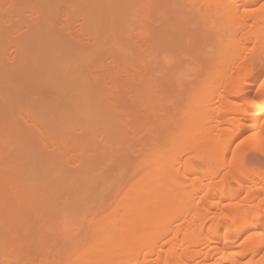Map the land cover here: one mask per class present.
I'll return each mask as SVG.
<instances>
[{"label":"rangeland","instance_id":"374dc122","mask_svg":"<svg viewBox=\"0 0 264 264\" xmlns=\"http://www.w3.org/2000/svg\"><path fill=\"white\" fill-rule=\"evenodd\" d=\"M73 3L75 2L67 0L63 3L64 5L59 4L56 7L58 8L57 14L63 13V15H61L62 18L59 15L60 19L57 15V20H55L53 12L56 9L54 6L55 10L53 7L50 8L52 3L46 5L45 0H0V83L2 84V80H5V75L4 77L1 76L5 73V69L9 70V75L8 73L6 75L10 77L9 81H11L8 83V80H5L7 83L3 82V84L5 83L3 86L0 84V96L2 95L1 98H3V101L0 100V205L2 203L1 207L6 206L3 208L4 210L0 209V211L15 210V206L18 208L19 204L21 205L19 210H21L23 206L20 213L16 211L19 215L17 222H10L9 225L6 223L5 232L0 228L3 230L2 232L0 230V237L5 234L6 237L9 236L7 234H13L14 246L19 250L23 262H33V264L39 258L37 246L41 243L50 248L52 253L45 252L46 248L44 247L40 250L41 253L43 251L40 257L45 258V256L50 255L48 258L54 257L55 259L57 253L59 254L57 257L60 258L64 248L72 242L85 241L83 240L84 225L87 221L85 220V213H82V210L78 211L80 208L75 211L76 213L51 215L44 223L39 221L38 217L36 218L33 208L34 205L36 207L38 202L36 199L39 195L43 197V194L51 191V188L53 190L51 186H43L45 180H51L54 187H56L55 184L64 179V176L69 177L74 174L75 177L72 176V179L78 177L80 181L83 180L84 176L80 165L81 160L87 155L86 145L92 143V146L98 150L94 167V175L98 180L97 198L104 201L105 205H108L107 209H109L99 216V219H102L110 213L112 206L110 203L114 201L115 197L120 193L117 197L121 199L140 178V165L146 158L145 155L149 154L147 151L150 152L147 148L157 146L161 149H169L172 136L183 128L186 121L196 120L205 106L213 105L215 109H228L232 101L225 97L218 103V96L227 95L223 86L229 79L230 72L223 65L206 59V51L203 52L204 50L201 49L202 44L199 43L201 44L200 47L199 44L195 43L197 38L194 39L195 45L193 44L188 49L193 48L199 51L198 47H200V55L202 54L205 59L201 56L198 57V53H195L194 56L197 55L194 59L196 63L190 64L184 54L188 49L183 47L164 59L165 66L150 65L147 69L145 68V60H148L145 57L147 51L145 50V0H129L126 3L125 8L129 6L128 15L130 10V15L132 14L133 9H135L133 7H138L141 10V12L139 11L140 14L136 8L135 15L138 13L136 18L134 15H132L133 18H131L132 16L120 18L115 12L113 14L115 16L105 18L106 20L98 18L99 24L96 21L92 23L95 18H90V16L96 13H91V15L87 8V16L83 2H81L82 8L79 7L80 2H76V6ZM84 7L87 6L84 5ZM60 8L61 12L59 11ZM36 11L37 13H35ZM64 14L66 17H70H68L70 21L66 22L69 19ZM69 23L73 25L71 26ZM95 23L96 25H94ZM51 24H53V30ZM107 24L109 25L107 26ZM68 25L69 27H67ZM110 25H114V28L119 30V35L115 34L113 35L114 38L111 37V39L105 38L107 40L103 43L102 39L104 38L102 36L105 29L109 28ZM41 27H43V31L39 29ZM61 29L62 31H59ZM48 30L49 32H47ZM40 32H47V36L53 32V34L51 33L52 38L58 36L59 39L60 36L61 42L67 38L68 40L71 39L69 41L73 42V46L74 43L77 45L74 46L75 49H82V46L85 48H83L84 51L82 50L84 53L91 50L90 56H86L87 53H85L86 59L84 58L85 61L83 59V62L81 59L80 64L79 61L77 62V58H74L76 63L71 57L69 61L76 63L74 64L76 67L77 64L78 66L83 64V67L80 69L78 67V70L73 68L74 71L72 67L64 66L65 62L63 65L57 62V64H51L50 62L52 66H47L48 60H44V56L42 57L45 50L41 53L40 50L42 48L41 43L45 44L46 42L48 44L49 39L43 33L39 34ZM62 33H64L63 38L67 37L64 40L61 38ZM40 35L42 40L39 39ZM96 35H99V38L95 37ZM109 39L111 43L108 42ZM42 46L44 45L42 44ZM94 46L95 51L93 50ZM224 46L225 44L222 43L220 50ZM72 50L78 53L76 50ZM255 50L254 39L249 38L241 46V53L239 54L243 62L253 66V71H257L261 67L259 54H256ZM38 51L40 55L42 54L41 56L38 55ZM195 51L197 52V50ZM34 53L38 57L32 56ZM75 53L72 54L75 56ZM177 55H181L188 63L178 66V63H174ZM225 56L227 57V54ZM27 57L33 60L36 67L32 66L31 61L32 69L29 64L30 60L28 63L23 62ZM35 62L37 63L35 64ZM44 63L46 67H41ZM25 64L31 67L28 66L32 75L28 73L29 70L25 67L28 70L27 74L31 78L33 75L35 79L38 78V86L35 83L37 81L33 78L30 79V77L31 82H33L32 80L35 81L31 84L28 80L30 83L26 84L25 75L27 78L28 75H24L25 72L22 70ZM40 64L41 66H39ZM13 67L15 70L19 67L22 70L21 72L20 70L19 72L16 71L18 78L14 76L15 72L12 73L13 75L10 73L13 72ZM43 69L46 71L42 72L49 74V80L57 77V71L64 74L65 69H71L73 72L66 70L65 74L69 72L70 80L65 79L67 83L62 79L64 84L61 83L59 90L57 88L54 90V84L48 85L50 83L47 82L48 79L47 81L45 79L44 87L39 86V76ZM18 73L22 74V77ZM51 74L52 77L53 75L56 77L52 78ZM40 77L42 79V75ZM60 79L58 80L59 83L61 82ZM41 81L43 82V80ZM263 81L264 75L257 82L253 91H256ZM51 83L56 84V82ZM63 85L68 90L61 91ZM67 85L69 86L67 87ZM4 86L5 88H2ZM24 86L25 89H23ZM30 87L31 90H29ZM102 97L105 102H103ZM49 102L52 106L49 105ZM14 109L17 114L14 113ZM19 113H22L23 116ZM245 123L250 126L249 129L232 142L229 152L222 159L212 161L210 164V167L220 169L219 176L215 178V181H221L225 176L224 183L225 185L229 183L232 190L238 189V186L227 174H229L230 168L241 159L245 161L251 172L261 174V178L264 179V155L260 152L259 147L255 146V141L258 140L261 132L264 133V116L262 115L257 122L248 121ZM211 126L213 127L212 131L199 132L190 139L195 138L201 141L208 136L223 139L227 138L237 128V124L231 121L219 125L216 119L211 122ZM85 135L91 136V139L88 138V143L86 142L88 136L85 138ZM183 148L181 146L180 150ZM261 150L264 151V142L261 145ZM182 159L189 160L198 170L205 168V164L196 159L193 152L184 154ZM32 162L35 165L30 166ZM184 168L181 166L179 173H182ZM74 170L75 172L78 170V172L75 174ZM79 172L82 173L81 179ZM123 186L124 190L121 191ZM243 196L244 194H242ZM230 203L227 202V205ZM72 237L75 238L72 240Z\"/></svg>","mask_w":264,"mask_h":264},{"label":"bare ground","instance_id":"6f19581e","mask_svg":"<svg viewBox=\"0 0 264 264\" xmlns=\"http://www.w3.org/2000/svg\"><path fill=\"white\" fill-rule=\"evenodd\" d=\"M65 1L67 0H45L46 5L47 3H52L51 9L53 6L55 7L56 11H54L53 7L55 20H57V15L59 19L63 15V13L57 14L58 8L56 7L59 4L64 5ZM71 1L75 3L83 2L87 6L84 7L83 5V8H86V14L87 8L90 14L96 13L91 14L92 16L89 15L90 18H95L92 23L95 21L98 23V18L105 19L115 16L113 15L115 12L120 18H127V16L130 18L132 15L136 18L138 15V13L135 15L136 11L141 12L138 7H133L135 9L132 8V14L130 15L131 10L129 9L128 15L129 6L125 7L129 0ZM75 3L73 4L75 5ZM80 3L79 7L81 6L82 8V3L81 5ZM136 8L138 9L136 10ZM30 11L32 10L30 9ZM59 11L61 12V8ZM110 20L112 21V19ZM68 21L70 19L66 22ZM43 23L42 26H44ZM55 23L57 24V21ZM52 25L51 28L53 30ZM69 25L71 24L69 23ZM42 28L39 29L43 31ZM59 31H62V29ZM118 31L114 28V25L106 28L102 36L104 38L102 39L103 43L107 40L105 38L111 39V37L114 38L113 35H119ZM47 32H42L45 37ZM84 32L86 31L84 30ZM42 33L40 32L39 34ZM51 33L53 34V32ZM51 33L50 35L48 33L51 37L47 36L49 39L48 44L46 42L45 44L41 43L40 53L45 50V53L41 54L42 57L44 56L43 59L48 60L49 64L50 62L51 64L57 62L63 65L65 62L64 66H70L72 70L73 68L78 70V67L79 69L83 67V64L82 66L77 64V67L74 64L78 61L80 64L81 59L83 62V59L89 55L91 50L89 52L85 51L86 55L83 52L85 48L81 46L82 49H75L76 43H74V46L76 45L74 47L73 42L69 41L71 39L68 40L66 36L67 39L63 38L64 33L61 34V38L69 42L66 40L61 42L62 40H59L60 36L59 39L55 35V38H52L53 35ZM98 36L96 35L95 37L99 38ZM41 37L40 35L39 39ZM79 37L81 38V36ZM195 38H197L196 42ZM249 38L254 39L256 48L254 52L259 54L258 56L260 57L261 67L257 71H253V66L243 62L239 56L241 46ZM110 39L108 42H110ZM194 42L202 44L203 48L201 44L199 46L204 50L203 52L206 51V55H204L206 59L208 58L207 60L215 61L218 65H223L225 69H229L230 77L223 86L227 95L218 96L217 99H219L218 103H220L223 98H230L232 100L230 107L228 109H215L213 105L205 106L196 120L186 121L183 128L172 136L169 149H161L157 146H151L152 150L150 149L151 147L147 148L150 152L147 151L149 154L145 155L146 158L140 165V178L121 199L117 197L120 193L115 197L114 201L110 203V206H113L110 208V213L102 219H99V216L109 209H107L108 205H105L104 201H100L97 198L98 180L94 175V167L98 150L92 146V143H90L91 146L90 144L86 145L87 155L81 160L82 163L80 165L84 176L83 180L81 179L82 173L79 172L81 181L78 177L77 179H72V176L75 177L74 174H70L72 176L69 177L64 176V179L55 184L56 187L52 185L51 180L43 181V186H51L53 190L51 188V191L43 194V197L41 195L37 196L36 201L38 202L36 207L34 205L33 208L35 209L33 211H35L36 218L38 217L37 219L43 223L51 215L74 213L80 208L78 211L82 210L81 212L85 213V220L87 221L84 225L83 240L85 241L72 242L68 247L66 246L63 250V256L60 255L59 258L57 253L55 258L57 260L54 257L52 259L48 258L50 255L41 258L43 251L41 253L40 250L45 247V244L41 243L40 245H43V247H40L38 243L39 258L34 264H264V179L261 178V174L251 172L245 161L241 159L235 166L230 168L229 174H227L238 186V189L232 190L229 183L225 185V176L221 181H215V178L219 176L220 169L210 167L212 161L222 159L229 152L232 142L245 130L249 129L250 126L245 122H257L262 115L264 116V81L256 91H253L257 82L264 75V0H145V50H147L145 57L148 59L145 60L146 69L150 65L165 66L164 59L166 57L176 53L183 47L191 48ZM222 43L225 46L220 50ZM203 44L205 45L203 46ZM200 47H198L199 51L195 49L197 52L192 48L184 53L190 64L196 63L194 59L197 55L205 59L202 54L200 55ZM72 49L78 53L73 52ZM93 50L95 51V46ZM70 52L75 53V56ZM37 53L40 55L39 51ZM195 53L198 54L194 56ZM35 54H32V56L38 57ZM27 58V62L24 60V63H28L30 60V58ZM70 58L72 60L77 58V62L74 60L76 63L70 60L74 67L69 61ZM59 60L64 61L60 62ZM31 61L32 66H35L33 60H30V66ZM201 61L203 60L201 59ZM174 63H178L179 66L188 62L181 55H177ZM49 64L47 66H52ZM28 66V64H25L22 68L25 72L24 75L29 70L30 66ZM43 66L46 67L45 63L41 67ZM58 66L60 67L61 65ZM45 69L41 70V72L46 71ZM5 70V73L3 71L1 76L4 77L5 75L4 78L9 83L11 82L9 81L10 77L6 75L7 73L9 75V70ZM19 70L20 67L16 70L13 67V72L10 73L14 74L15 72L14 76L18 78L16 74ZM66 70L68 69L63 71L64 74H61V70V73L57 71L58 78L53 75V77L57 78L53 80L51 78L49 80L50 76L47 72H42L40 74L42 79L39 76V86L44 87L45 84L43 83L48 79L47 82H50L48 85L54 84V90L56 88L59 90L61 83L64 84L62 79L64 81L69 79L70 74L69 72L65 74ZM30 71L28 73L32 75ZM19 76L22 77V74H19ZM29 77L30 79H35L34 75L32 78L30 75H28V78L25 75L26 84L31 82ZM37 79H35L37 81L35 83L38 86ZM59 79L61 80L60 83L58 82ZM5 80H2V84L0 83L1 86L7 83ZM35 80L32 81L34 82ZM3 82L5 83L3 84ZM51 82H56V84ZM25 86L23 89H25ZM64 86H62L63 89L61 88L63 92L66 89ZM43 87L42 89L45 90ZM2 88H5V86ZM42 89L41 91H43ZM29 90H31V87ZM26 92L28 93L29 91ZM1 96L0 100L2 99L3 101ZM102 99L105 102L103 97ZM49 105L52 106L51 103ZM14 113L17 114L15 109ZM59 118L58 120H60ZM215 119L219 125L231 121L237 124V128L227 138L223 139L214 138L213 136L205 137L201 141L195 138L190 139L199 132L212 131L211 122ZM87 136L85 135V138L87 137L86 142L88 143V138L91 139V136ZM257 139L255 146L259 147L260 152L264 155V151L261 150V145L264 142V133L261 132ZM181 146L184 147L182 150H180ZM191 152L195 154L196 159L205 164L204 169L198 170L189 160L182 159L184 154H191ZM32 164L35 165L36 161L35 164L32 162L30 166ZM181 166L185 168L182 173H179ZM123 190L124 186L121 191ZM242 194H244L243 197ZM227 202L231 203L227 205ZM1 205L0 209L6 207L5 205L1 207ZM20 206V204L18 208L15 206V210H5L3 212V209L0 211V228L4 230L0 229L1 232H5L7 225H9L8 223L17 222V219H19L17 212L19 211L20 213L23 208L22 206L21 210H19ZM7 236L5 234L0 237V264H33V262H23L19 250L14 246V235L7 234ZM74 238L72 237V240ZM45 248V252L48 254L52 253L50 248H47V246Z\"/></svg>","mask_w":264,"mask_h":264}]
</instances>
